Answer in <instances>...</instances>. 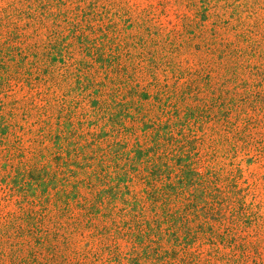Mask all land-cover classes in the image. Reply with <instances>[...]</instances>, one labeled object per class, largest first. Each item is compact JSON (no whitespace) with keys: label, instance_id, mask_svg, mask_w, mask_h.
<instances>
[{"label":"rangeland","instance_id":"1","mask_svg":"<svg viewBox=\"0 0 264 264\" xmlns=\"http://www.w3.org/2000/svg\"><path fill=\"white\" fill-rule=\"evenodd\" d=\"M198 24L213 43L207 49L196 45L202 37L191 38ZM137 89L147 93V125L136 121ZM188 108L206 110L189 119ZM152 122L185 127L197 170L236 183L256 216L238 233L262 248L264 262V0H0V253L22 240L7 237L8 227L31 228L24 216L33 202L43 205L15 186L17 169L60 164L48 135L112 155L123 143L135 149L133 132L142 139ZM98 237L96 230L70 236L67 262L129 264L122 257L130 243L119 239L112 252L114 244ZM199 249L211 264H228L209 256L208 245Z\"/></svg>","mask_w":264,"mask_h":264},{"label":"trees","instance_id":"2","mask_svg":"<svg viewBox=\"0 0 264 264\" xmlns=\"http://www.w3.org/2000/svg\"><path fill=\"white\" fill-rule=\"evenodd\" d=\"M128 25L132 27L133 22ZM194 28L189 30L191 38L202 37L196 45L209 48L213 43L198 32L200 24ZM152 34L161 35L159 30ZM140 39L147 47V40ZM141 92L137 89L132 103L137 113L142 112L136 121L147 125L141 100L147 93ZM205 110L188 108L186 115L198 119ZM154 124L141 129L142 139L133 132L137 134L135 149H124L123 143L112 155L95 143L85 151L84 146L70 148L62 133L48 135L54 143L51 160L60 159V164L50 161L52 165L45 169L44 164L17 169L15 186L43 205L34 209L38 203L31 201L34 204L24 216L31 228L8 227L7 237L22 236V240L10 243L15 248L7 256L0 253L10 262L0 264H72L63 249L70 247V236L84 230H96L102 246L114 244L112 252L119 250L117 240L130 243L129 255L122 257L129 264L138 260L146 264L149 256L157 264H211L212 254L228 264H263L262 248L238 233L245 223H256V216L239 197L236 183L224 185L220 176L197 170L188 155L191 139L185 127L174 132L169 123V130L160 122ZM152 135L155 141L150 145ZM152 146L159 150L153 152ZM175 146H179L177 152ZM8 178L11 183L13 175ZM202 245H208L210 258L202 259Z\"/></svg>","mask_w":264,"mask_h":264}]
</instances>
